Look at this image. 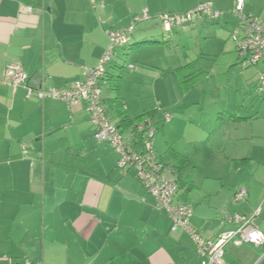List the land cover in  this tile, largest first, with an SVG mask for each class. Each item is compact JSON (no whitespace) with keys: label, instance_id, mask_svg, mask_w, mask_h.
<instances>
[{"label":"crops","instance_id":"0c3cea01","mask_svg":"<svg viewBox=\"0 0 264 264\" xmlns=\"http://www.w3.org/2000/svg\"><path fill=\"white\" fill-rule=\"evenodd\" d=\"M201 2H210L220 17L170 31L161 26L160 14L188 11ZM234 3L39 0L36 5L31 0H0V264H201L192 239L181 230L171 231L170 219L135 170L120 168L116 150L94 137L84 102L68 105L53 97L27 96L23 86L6 82L5 71L18 63L33 88H71L98 63L109 44V30L132 26L128 45L117 48L101 82L108 116L128 136L135 123L123 125L124 116L133 119L157 104L177 106L196 85L189 74L206 73L195 60L176 66L166 62L174 42L181 44V35L194 37L201 58L228 51L226 39L238 27L231 13ZM144 9L150 18L133 23ZM243 11L260 17L264 0H244ZM146 40L157 42L138 44ZM119 56L125 58L121 65L115 60ZM238 56L226 62L228 72ZM121 66L129 86L121 73L116 88V69ZM170 72L175 81L172 78L169 87ZM240 75L233 96L214 104L218 118L209 127L215 141L206 159L203 153L191 157L174 146L162 154L154 147L173 168L178 183L173 202L193 206L190 224L210 240L237 227L226 220L228 213L250 217L264 234V91H256L258 78H264V56ZM143 83L153 107L139 104ZM154 119L156 132L164 134L174 123L160 113ZM201 123L188 143L199 141L196 137L205 126ZM179 135L186 136L184 131ZM133 145L139 150V139ZM176 154L186 159L180 168L174 166ZM194 160L190 180L181 184V172ZM238 189L247 191L245 199L234 200ZM223 264H264V244L229 243Z\"/></svg>","mask_w":264,"mask_h":264},{"label":"built area","instance_id":"2783aa9c","mask_svg":"<svg viewBox=\"0 0 264 264\" xmlns=\"http://www.w3.org/2000/svg\"><path fill=\"white\" fill-rule=\"evenodd\" d=\"M244 0H235L231 13L238 19V27L232 33L235 49L240 57L243 67L256 65L264 56V13L258 17L246 14L243 11ZM31 11V7H27ZM210 2H201L194 9L184 12H166L160 14L158 19L165 31H170L176 26H186L202 19L214 21L221 15ZM150 18L147 9L140 15L133 17V23ZM132 26L110 29L109 44L102 53L98 63L86 69L83 78L76 80L68 89H46L43 85L33 88L28 84V74L23 71L20 64L15 63L5 71V80L10 85L23 86L27 96L34 95L38 99L53 97L64 100L68 105L86 104L89 120L93 127V135L98 141H107L119 154L118 165L120 168H133L136 178L144 189L152 194L157 205L164 209L171 222V231L181 230L192 239L201 264H223L224 249L227 244L240 245L243 243L259 246L264 244V234L251 223V218L239 213H228L226 220L235 222L237 227L233 230L222 232L215 239H206L190 224L193 215V206L186 202H173L178 188L176 179L172 176L173 168L163 162L154 149L153 137L155 124L151 117H145L135 123L129 137H124L114 125L102 103L101 82L106 75V66L112 62L117 48L128 45ZM240 30V34L238 31ZM132 67V66H131ZM256 91H264V78L260 76L257 81ZM170 114L165 113L169 119ZM134 132H137L134 134ZM141 140L140 149L133 145V140ZM247 197L245 189H238L234 200ZM259 209L255 211L257 214Z\"/></svg>","mask_w":264,"mask_h":264},{"label":"rangeland","instance_id":"374dc122","mask_svg":"<svg viewBox=\"0 0 264 264\" xmlns=\"http://www.w3.org/2000/svg\"><path fill=\"white\" fill-rule=\"evenodd\" d=\"M235 16V15H234ZM236 17V16H235ZM208 21H211L207 19ZM196 23H199L197 21ZM194 23V24H196ZM191 24L190 26L194 25ZM189 27V26H186ZM229 29L227 28V33L226 36L229 35ZM233 30L230 32L229 37L226 39L227 45H228V51L225 52L223 55L218 56V57H199V52L196 49L199 45L194 44V37L189 36V35H181V44L178 45L176 41L174 42V50L172 52V56L167 58L166 62L170 64L171 66H176L173 64H178V62H181V64H185L186 62L190 60H195L197 66H199L200 70L205 71L206 73L198 74L197 76H194L193 74H189L192 76L193 79H190L189 81H195L192 89L190 92L182 99V101H179L178 105L175 107H166L163 105L157 104L156 107H154V112L150 113L149 115H146L145 117H153L157 114L160 113L161 116L165 121L168 119L165 118V113L170 114L169 119H173V125L170 126L169 130H167V133L164 134L163 131L155 132L154 137H153V142H154V147L160 152L161 154L165 152L167 148L173 147L176 149L180 150H187L189 156H195L197 153L202 155L203 153V158L206 159V152L209 148L214 146V141L215 138L213 135L210 133V123L212 122L213 119H217V113H215V105L216 103H220L223 101V98L226 96H233L234 93V88L236 84L240 80V71H243V69H249L252 66L248 67H243L240 64V57L238 56L239 62L235 64L233 67L234 69L231 72H228V66L226 67V62L230 59L231 55L235 54L238 55L237 51H235L234 46V40L232 38V33ZM131 38V34H130ZM197 50V51H196ZM118 59V60H117ZM121 65L125 58H121L120 56L116 58ZM133 61V59L131 60ZM177 62V63H175ZM162 66V65H160ZM123 70V72H122ZM117 74L121 75V73L124 74V82L127 84L128 79H126V73L127 71L125 69H122V67L116 69ZM208 74V75H207ZM207 78L203 77L206 76ZM194 76V77H193ZM168 86H171L170 80L173 78V83L175 79V74L173 72H170V74L166 75ZM204 78V79H203ZM146 81V80H145ZM193 83V84H194ZM124 84V85H125ZM179 85V83H178ZM183 85V83H180V87ZM127 87L129 86L128 84L126 85ZM141 99L135 100L134 102H138L140 106H154L151 105L150 98L147 96L149 89L145 87V84L143 83V87L141 89ZM173 96L172 98L175 97V92L172 91ZM239 95H237V98ZM170 98V96H169ZM139 106V105H138ZM223 114V112H220ZM203 115V118H201ZM219 115V114H218ZM143 117V118H145ZM202 119L203 121H201ZM155 119L153 120L155 124ZM198 121V122H197ZM202 122V125H205L203 127V132L202 135L199 137L197 136L198 132L195 133L194 136H197L199 138L198 142H190L191 139L188 138L189 134H194V131L198 128V124ZM166 123V122H165ZM204 123V124H203ZM205 130V132H204ZM184 131L186 136L185 138L179 137V132ZM131 133L127 136V134H124V137H129ZM137 136V132H134ZM166 135V136H165ZM221 135V134H220ZM139 145H141V140H139ZM163 150V151H162ZM190 157V158H191ZM166 162L169 163L170 160L166 157ZM164 159V161H165ZM191 160V159H190ZM196 160V159H195ZM191 161V165L189 168L184 169L181 174H180V180L181 184H185L188 182L190 179L188 178V174H190L193 162ZM178 194V193H177ZM183 194L182 191L179 192V196ZM182 197H184L182 195Z\"/></svg>","mask_w":264,"mask_h":264},{"label":"trees","instance_id":"16d2710c","mask_svg":"<svg viewBox=\"0 0 264 264\" xmlns=\"http://www.w3.org/2000/svg\"><path fill=\"white\" fill-rule=\"evenodd\" d=\"M31 2L32 3H34V4H39V0H31ZM155 42H157V41H150V40H146V41H142V42H139L138 44H149V43H155ZM111 63V62H110ZM188 65H186V66H184V67H187ZM122 67V66H121ZM181 69H183V68H181ZM106 73H107V71H106ZM120 77H121V75H115V84H114V87H116L117 88V86H118V83H119V79H120ZM152 112H154V110L153 111H148V112H145V113H143V114H141V115H139V116H137V117H135V118H129V117H127V116H124L123 118H122V120H121V122H122V124L123 125H128V124H130V123H137V122H139L140 120H142L143 119V117H145L146 115H149L150 113H152ZM156 129L157 128H155V132H156ZM174 158H175V168H180L184 163H185V161H186V159L184 158V157H182V156H180V155H174ZM13 264H15V263H13ZM17 264V263H16Z\"/></svg>","mask_w":264,"mask_h":264}]
</instances>
